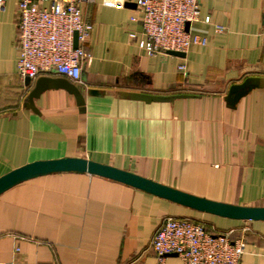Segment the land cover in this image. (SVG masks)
Wrapping results in <instances>:
<instances>
[{
	"label": "crops",
	"instance_id": "0c3cea01",
	"mask_svg": "<svg viewBox=\"0 0 264 264\" xmlns=\"http://www.w3.org/2000/svg\"><path fill=\"white\" fill-rule=\"evenodd\" d=\"M135 2L78 4L93 25L79 86L97 92L86 96L82 114L63 90L42 93L34 102L38 113L24 108L31 87L17 73V0L6 2L0 10V177L35 161L78 157L215 202L264 207V89L234 109L223 100L230 86L264 78V0H201L202 17L224 29L192 26L208 42L183 58L145 54L141 24L130 21ZM129 92L197 98L145 104L122 97ZM170 217L203 219L211 232L242 236L240 264H264V221L197 212L76 172L38 176L0 194V262L183 264L175 255L159 261L150 248Z\"/></svg>",
	"mask_w": 264,
	"mask_h": 264
},
{
	"label": "built area",
	"instance_id": "2783aa9c",
	"mask_svg": "<svg viewBox=\"0 0 264 264\" xmlns=\"http://www.w3.org/2000/svg\"><path fill=\"white\" fill-rule=\"evenodd\" d=\"M7 1L0 0V10ZM82 1L93 0H17V73L22 80L58 76L83 84L81 72L90 60L84 46L93 25L82 17L78 7ZM130 21L141 24L139 47L147 56L206 46L208 39L192 30L198 23L212 25L215 33L224 29L212 24L209 16L202 17L201 0H136ZM177 68L186 69L184 64ZM205 227L196 220L166 218L155 231L150 248L159 261L175 255L183 264H240L246 252L244 238L209 233ZM0 264L31 263L11 260Z\"/></svg>",
	"mask_w": 264,
	"mask_h": 264
},
{
	"label": "water",
	"instance_id": "95a60500",
	"mask_svg": "<svg viewBox=\"0 0 264 264\" xmlns=\"http://www.w3.org/2000/svg\"><path fill=\"white\" fill-rule=\"evenodd\" d=\"M76 47L77 35L75 33L74 48ZM167 54L179 58L184 57V53L180 52L169 51ZM24 81L25 86L31 87V90L24 101V108L35 113H38L34 105L35 100L47 90H63L66 92V94L74 99L81 114L84 113L86 96H94L97 94L95 90L86 91L83 87L73 84L65 78L42 76L36 79L33 83L29 79H25ZM256 89H264V78L249 77L240 84L230 86L223 100L228 108L234 109L243 97ZM122 97L127 100L142 102L145 104H173L177 100L197 98L196 95L192 94L152 95L137 92L124 93ZM69 172L85 173L116 181L197 212L231 220L264 221V207L236 206L215 202L165 186L110 165L78 157L35 161L16 168L0 177V194L20 182L38 176Z\"/></svg>",
	"mask_w": 264,
	"mask_h": 264
},
{
	"label": "rangeland",
	"instance_id": "374dc122",
	"mask_svg": "<svg viewBox=\"0 0 264 264\" xmlns=\"http://www.w3.org/2000/svg\"><path fill=\"white\" fill-rule=\"evenodd\" d=\"M196 220V219H195ZM196 221H199V222H201V223H203L207 228H209L210 229V224L207 222V221H205V220H203V219H199V220H196ZM222 233H224V232H222Z\"/></svg>",
	"mask_w": 264,
	"mask_h": 264
},
{
	"label": "trees",
	"instance_id": "16d2710c",
	"mask_svg": "<svg viewBox=\"0 0 264 264\" xmlns=\"http://www.w3.org/2000/svg\"><path fill=\"white\" fill-rule=\"evenodd\" d=\"M178 94H180V93H178ZM205 229H206L207 232L212 233L209 228L205 227Z\"/></svg>",
	"mask_w": 264,
	"mask_h": 264
}]
</instances>
